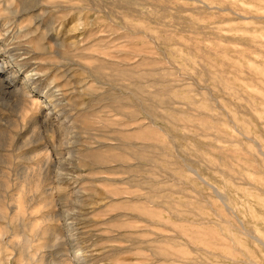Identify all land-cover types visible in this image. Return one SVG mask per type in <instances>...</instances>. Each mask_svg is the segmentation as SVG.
Instances as JSON below:
<instances>
[{
  "label": "clouds",
  "instance_id": "9594fccd",
  "mask_svg": "<svg viewBox=\"0 0 264 264\" xmlns=\"http://www.w3.org/2000/svg\"><path fill=\"white\" fill-rule=\"evenodd\" d=\"M0 264H264V0H0Z\"/></svg>",
  "mask_w": 264,
  "mask_h": 264
}]
</instances>
